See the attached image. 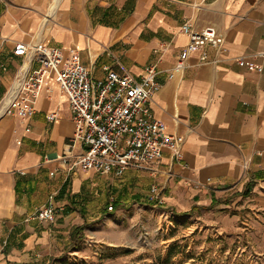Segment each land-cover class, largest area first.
Here are the masks:
<instances>
[{
    "label": "crops",
    "instance_id": "crops-1",
    "mask_svg": "<svg viewBox=\"0 0 264 264\" xmlns=\"http://www.w3.org/2000/svg\"><path fill=\"white\" fill-rule=\"evenodd\" d=\"M208 25L226 50L202 41ZM18 41L77 48L94 78L108 67L140 75L157 64L151 109L185 141L180 157L163 151L155 174L127 169L123 185L138 188L129 195L151 197L156 183L164 206L185 211L230 191L246 193L250 206L264 211V0H0V264L56 242L75 225L91 175L78 164L80 144L68 148L73 110L53 77L33 116L1 108L28 61L14 53ZM181 54L186 66L170 76ZM239 56L263 70L240 65ZM50 195L53 218H34Z\"/></svg>",
    "mask_w": 264,
    "mask_h": 264
},
{
    "label": "rangeland",
    "instance_id": "rangeland-1",
    "mask_svg": "<svg viewBox=\"0 0 264 264\" xmlns=\"http://www.w3.org/2000/svg\"><path fill=\"white\" fill-rule=\"evenodd\" d=\"M124 174L91 171L82 188L76 224L81 233L59 231L56 242L37 246L24 264H264V211L249 197L221 191L189 210L136 198ZM138 186V185H136ZM127 192V194H123ZM123 195L118 207L111 202ZM36 213V212H35ZM34 213V214H35ZM12 262V264H17Z\"/></svg>",
    "mask_w": 264,
    "mask_h": 264
},
{
    "label": "built area",
    "instance_id": "built-area-1",
    "mask_svg": "<svg viewBox=\"0 0 264 264\" xmlns=\"http://www.w3.org/2000/svg\"><path fill=\"white\" fill-rule=\"evenodd\" d=\"M182 29L190 31L191 26L185 23ZM200 37L206 44L226 50L213 25L204 27ZM14 53L26 57L28 65L25 68L24 63L18 69L1 108L18 116H33L36 100L44 90H50L47 78L53 77L67 94L73 110L74 131L67 145L70 149L76 142L80 144L78 164L82 169L116 176L127 169L155 174L165 149L172 150L176 158L181 156L185 137L169 133L151 109L152 96L160 86L155 62L147 64L140 75L107 66L104 78H94L77 48L65 50L41 42L18 41ZM200 58L206 59L207 54ZM236 60L240 65L263 70L262 65L244 56ZM33 62L38 65L32 67ZM185 66L186 58L181 54L169 75ZM56 117V112L47 115L49 120ZM151 197L161 200L162 189L156 183L151 186ZM53 199L50 195L33 217L52 219ZM113 203L110 209L114 208Z\"/></svg>",
    "mask_w": 264,
    "mask_h": 264
},
{
    "label": "trees",
    "instance_id": "trees-1",
    "mask_svg": "<svg viewBox=\"0 0 264 264\" xmlns=\"http://www.w3.org/2000/svg\"><path fill=\"white\" fill-rule=\"evenodd\" d=\"M134 197H138V196L135 195ZM123 198H124L123 195L119 194L118 197L114 200V203H113L114 207H118L121 204V201L123 200ZM196 207L197 206H193V209H195ZM82 229H83V226L74 225L71 230V236L75 237L76 235L80 234ZM17 264H24V263L17 262Z\"/></svg>",
    "mask_w": 264,
    "mask_h": 264
},
{
    "label": "bare ground",
    "instance_id": "bare-ground-1",
    "mask_svg": "<svg viewBox=\"0 0 264 264\" xmlns=\"http://www.w3.org/2000/svg\"><path fill=\"white\" fill-rule=\"evenodd\" d=\"M27 65H28V61L26 62V64H25V68L27 67ZM1 110V109H0ZM1 114V113H0Z\"/></svg>",
    "mask_w": 264,
    "mask_h": 264
}]
</instances>
